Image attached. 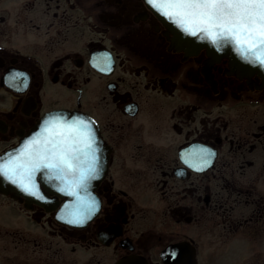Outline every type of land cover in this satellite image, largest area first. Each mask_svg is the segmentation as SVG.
Returning a JSON list of instances; mask_svg holds the SVG:
<instances>
[{"label":"flooded vegetation","instance_id":"obj_1","mask_svg":"<svg viewBox=\"0 0 264 264\" xmlns=\"http://www.w3.org/2000/svg\"><path fill=\"white\" fill-rule=\"evenodd\" d=\"M58 111L90 118L99 176L38 174L43 199L0 180V264H223L235 235L264 241V76L146 0H0V155Z\"/></svg>","mask_w":264,"mask_h":264},{"label":"snow or ice","instance_id":"obj_2","mask_svg":"<svg viewBox=\"0 0 264 264\" xmlns=\"http://www.w3.org/2000/svg\"><path fill=\"white\" fill-rule=\"evenodd\" d=\"M146 2L186 34L203 39H207L208 34H214L218 39H212V44H231L245 61L264 66V0ZM186 25L198 30H190ZM12 80L18 90L26 89L28 85L24 73L14 74ZM57 124H62L66 131L45 137L44 133L49 131V127ZM33 144L41 146L21 159L25 150ZM99 151L91 122L81 118L69 121L59 116L53 117L44 122L41 131L28 140L17 154L0 162V177L38 199H43L36 181V176L41 173H47L46 179L49 181H62L71 174L78 177L79 186L86 190L90 181L99 176ZM96 208L97 203L92 200L88 205V214L94 213ZM166 255L175 260L178 252L170 250Z\"/></svg>","mask_w":264,"mask_h":264},{"label":"water","instance_id":"obj_3","mask_svg":"<svg viewBox=\"0 0 264 264\" xmlns=\"http://www.w3.org/2000/svg\"><path fill=\"white\" fill-rule=\"evenodd\" d=\"M186 27H189L190 30H198V28H195L194 26L192 25H186ZM180 29V28H179ZM181 30V29H180ZM182 35L183 36H187L189 38H195V40L203 45H205L206 47H209L211 50H216L218 49L220 52H222L223 55H227L229 56L237 66H243V67H248L250 69H252L253 71H256V72H259L261 75L264 76V66H260L258 63H250V62H247L245 61L235 50H234V47L233 45L231 44H220L219 46L217 45H214L211 43V40L212 39H218L214 34H208V38L207 39H203V38H200V37H196V36H191V35H188L186 34L184 31H182ZM251 54V53H250ZM61 117L62 119H66V120H69L70 119H67V114L65 112H62V111H58L54 114H52V118L53 117ZM76 118H81V119H85L86 121H89L91 122L90 118L86 117V116H73L71 118L72 119H76ZM23 148V144H19L18 146L16 147H13L9 150H7L6 152L2 153L0 155V162H3L4 160L8 159V157L10 155H14V154H17L21 149ZM21 159H24V157H21ZM0 180H1V184L2 185H13L12 183L8 182L7 180H5L3 177H0ZM67 197H70V196H76V201H77V210H78V215L79 217L81 216L82 219H88L89 215L88 214V203H89V198H88V194H84V193H77V194H66ZM66 205H67V213H66V217H70V214H69V207H70V200L68 199L67 202H66Z\"/></svg>","mask_w":264,"mask_h":264},{"label":"rangeland","instance_id":"obj_4","mask_svg":"<svg viewBox=\"0 0 264 264\" xmlns=\"http://www.w3.org/2000/svg\"><path fill=\"white\" fill-rule=\"evenodd\" d=\"M239 234L235 235V242H230L226 248L222 247L219 258L223 264H264V252L261 257L251 255L252 251H263L264 241L249 242L246 239L242 240ZM237 240V241H236ZM254 243V244H253ZM253 245V247H252ZM252 248H255L254 250ZM250 254V255H249ZM234 259V262H233Z\"/></svg>","mask_w":264,"mask_h":264}]
</instances>
